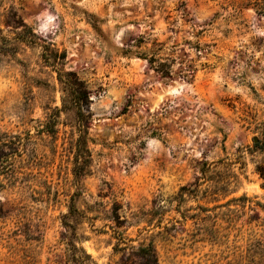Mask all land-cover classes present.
I'll list each match as a JSON object with an SVG mask.
<instances>
[{"label": "rangeland", "instance_id": "rangeland-1", "mask_svg": "<svg viewBox=\"0 0 264 264\" xmlns=\"http://www.w3.org/2000/svg\"><path fill=\"white\" fill-rule=\"evenodd\" d=\"M261 167L264 0H0V264H264Z\"/></svg>", "mask_w": 264, "mask_h": 264}, {"label": "trees", "instance_id": "trees-1", "mask_svg": "<svg viewBox=\"0 0 264 264\" xmlns=\"http://www.w3.org/2000/svg\"><path fill=\"white\" fill-rule=\"evenodd\" d=\"M64 53L59 54L57 58H63ZM54 65V64H53ZM56 66V65H54ZM57 79L61 85L63 96L61 97V107L63 109H73L78 121V137L75 140V152L73 158V174L81 177L85 174V166L89 159L88 148L86 146V122L85 106L88 102L89 92L84 82L80 80L74 71H65L62 68L57 69ZM58 111V109H56ZM53 123L46 126V131L52 133ZM259 174L264 178V167L258 169ZM142 256L146 257V264H157V256L151 246L142 247Z\"/></svg>", "mask_w": 264, "mask_h": 264}]
</instances>
